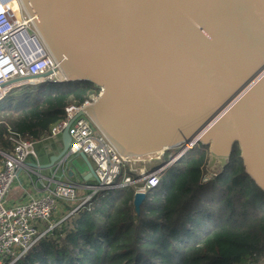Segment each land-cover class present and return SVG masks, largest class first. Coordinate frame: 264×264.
I'll return each mask as SVG.
<instances>
[{"label": "water", "instance_id": "obj_1", "mask_svg": "<svg viewBox=\"0 0 264 264\" xmlns=\"http://www.w3.org/2000/svg\"><path fill=\"white\" fill-rule=\"evenodd\" d=\"M20 3L65 79L99 88L62 130L49 168L64 165L68 126L86 115L124 157L201 144L217 170L237 143L264 192V0ZM144 197L134 192L136 212Z\"/></svg>", "mask_w": 264, "mask_h": 264}, {"label": "trees", "instance_id": "obj_2", "mask_svg": "<svg viewBox=\"0 0 264 264\" xmlns=\"http://www.w3.org/2000/svg\"><path fill=\"white\" fill-rule=\"evenodd\" d=\"M14 92L0 102V157L12 152L13 135L35 144L53 139L66 106L99 88L63 80ZM208 158L206 145L187 149L160 172L139 212L133 185L97 191L10 264H262L264 192L245 172L237 143L204 181Z\"/></svg>", "mask_w": 264, "mask_h": 264}, {"label": "built area", "instance_id": "obj_3", "mask_svg": "<svg viewBox=\"0 0 264 264\" xmlns=\"http://www.w3.org/2000/svg\"><path fill=\"white\" fill-rule=\"evenodd\" d=\"M63 80L66 79L58 62L48 51L33 18L24 11L20 0H0V102L18 89ZM98 93L79 105L66 106L65 119L51 127L48 137L60 135L68 121L79 110L95 101ZM68 134V153L59 164L65 162L70 155L82 152L92 161L96 176L92 194L86 196L74 210L98 190L133 185L135 192L146 194L159 183L163 169L157 166L156 160L159 157L153 158L152 154L141 157L122 156L86 115L72 120L68 126ZM11 139L14 142L12 152H1L0 157V264L16 261L36 244L45 231L38 230L35 224L38 221H48L60 200H76L75 185L59 182L43 194L28 195L25 202L8 205L7 194L14 181L19 179L18 171L29 170L25 160L28 156L37 154L33 141L16 135ZM179 156L177 153L170 160L175 161Z\"/></svg>", "mask_w": 264, "mask_h": 264}, {"label": "crops", "instance_id": "obj_4", "mask_svg": "<svg viewBox=\"0 0 264 264\" xmlns=\"http://www.w3.org/2000/svg\"><path fill=\"white\" fill-rule=\"evenodd\" d=\"M57 136L50 139V141L35 144L36 156L30 155L25 160L26 166L30 169L18 171L19 179L14 181L6 198V203L12 206L13 204L25 202L28 195L43 194L47 189H53L59 182L75 185L76 200L73 202H63L60 200L48 220L50 224L48 228L41 226L40 222L35 224L38 230L41 231H48L71 214L86 196L92 194V186L96 183V179L90 175L85 161L76 154L70 155L65 160L63 166L48 167L51 156L61 150V140L59 143L54 140ZM37 145H41V147L36 148Z\"/></svg>", "mask_w": 264, "mask_h": 264}, {"label": "rangeland", "instance_id": "obj_5", "mask_svg": "<svg viewBox=\"0 0 264 264\" xmlns=\"http://www.w3.org/2000/svg\"><path fill=\"white\" fill-rule=\"evenodd\" d=\"M25 90V88H23V89H18V90H16L17 92H19V91H24ZM15 91V92H16ZM14 92V93H15ZM13 93V92H12ZM11 93V94H12ZM55 141H57L58 143H59V141H60V135L59 136H57L55 139H54ZM43 142V141H42ZM57 143V144H58ZM39 147H41V145H37L36 146V148H39ZM187 149H190V147L189 148H187ZM186 149V150H187ZM186 150H183V147H179V148H176V149H169V150H166V151H164V153L162 154H152V156H153V158H158L159 157V159H157L156 160V163H157V166H159V167H163V169H165V168H167L171 163H173L174 161L173 160H170V157H173L174 155H176L177 153L178 154H180V156L186 151ZM179 156V157H180ZM207 165H208V163H207ZM165 166V167H164ZM162 169V170H163ZM220 169V168H219ZM216 171H218V168H217V170L216 169H214V168H210V167H207V170H206V173H205V177L203 178V180L204 181H206L207 179H209L212 175H214L215 174V172ZM160 177V176H159ZM98 191H101V190H98ZM51 260V259H50Z\"/></svg>", "mask_w": 264, "mask_h": 264}, {"label": "bare ground", "instance_id": "obj_6", "mask_svg": "<svg viewBox=\"0 0 264 264\" xmlns=\"http://www.w3.org/2000/svg\"><path fill=\"white\" fill-rule=\"evenodd\" d=\"M193 145H195V144H193V143H186V144H184L183 146L185 147V148H189V147H192ZM160 152H162V151H159V153ZM92 162V161H91Z\"/></svg>", "mask_w": 264, "mask_h": 264}]
</instances>
